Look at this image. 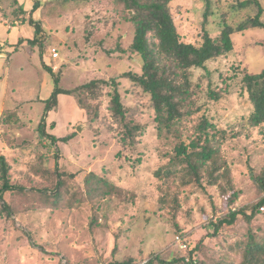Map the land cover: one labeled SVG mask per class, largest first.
<instances>
[{"label": "rangeland", "instance_id": "374dc122", "mask_svg": "<svg viewBox=\"0 0 264 264\" xmlns=\"http://www.w3.org/2000/svg\"><path fill=\"white\" fill-rule=\"evenodd\" d=\"M37 1L29 15L39 22L41 32L37 34L28 21L12 31L35 33L38 42H28L26 52L16 54L10 63L8 53L0 50V61L5 63L2 83L9 79L8 92L17 100L31 99L8 105L6 109L19 104V114L11 123H0V151L11 163L12 181L26 187L5 194L14 213L0 217V264H110L128 257L140 264L152 255L168 261L182 252L176 239L178 230L192 245L202 242L201 253L207 255L209 264L224 255L234 261L236 247L250 236L264 242V206L251 221L239 215L232 225L211 235L213 221L231 209L244 208L250 213V205L263 196L254 174L264 167V134L258 128L239 135L236 131L251 106L242 88V70L259 73L264 69V28L233 33L235 48L231 52L209 60L205 69H191L195 103L201 110L167 131L158 128L149 95L121 76L142 70L141 56L129 49L133 23L122 19L114 22L103 0ZM238 1L210 0L206 28L211 35L219 33L223 21L236 24L254 15L250 8L236 12L231 5ZM260 1L264 7V0ZM19 5L31 12L34 3L0 0V17L2 13L7 15L5 19L18 16ZM205 10V0L172 1L184 41H200ZM53 48L58 58L52 56ZM25 53L33 55L30 58L35 68H25ZM40 55L64 88L96 78H116L122 102L134 109L133 117L142 125L137 138L125 146L120 143L122 126L114 122L108 110L110 86L102 88L99 118L94 121L74 96L61 94L58 107L48 113L47 131L57 136L73 133V137L54 145L42 136L37 127L54 79ZM212 90L222 97L213 100L209 94ZM203 115L225 131L221 151L230 163L233 186L239 192L233 204L224 198L232 191L226 184L223 188L209 185L205 177L204 188L182 186L179 177L167 178L162 173L171 167L177 142L195 136ZM53 122L56 126L52 129ZM57 164L58 170L75 173V177L68 182L69 193L54 201L41 190L56 187ZM89 171L107 179L113 186L107 188L110 192L90 193L84 180Z\"/></svg>", "mask_w": 264, "mask_h": 264}, {"label": "trees", "instance_id": "16d2710c", "mask_svg": "<svg viewBox=\"0 0 264 264\" xmlns=\"http://www.w3.org/2000/svg\"><path fill=\"white\" fill-rule=\"evenodd\" d=\"M173 0H103L107 9L111 10L114 22L117 19L130 21L134 25V36L129 46L132 52L141 56V72L127 71L121 76L127 78L136 89H141L149 95L151 106L155 111V121L159 129L172 130L177 125L187 119L195 110H201L195 100V89L192 86L191 69L206 68L209 60L226 55L235 48L232 34L243 32L250 27L264 28V7L260 0H240L232 8L238 12L240 10L252 9L254 15H247L236 24L223 21L222 28L215 36L211 35L206 28V20L210 8V0H205L206 10L202 27L201 39L198 43L184 41L178 31L177 24L172 12ZM219 2L223 0H217ZM38 6V1H34L31 12L26 11L19 5L20 14L13 19H9L11 26L30 22L39 34L42 30L39 22L35 21L29 13ZM4 16L6 15L5 13ZM1 16L0 21L5 22V17ZM7 16V15H6ZM8 18V17H6ZM7 24V23H6ZM36 34V35H37ZM29 39V43L36 44L38 37ZM44 42V41H42ZM125 52V49H119ZM54 79V87L48 99L44 100V112L38 123V132L57 145L58 142H68L73 133L57 136L47 131V116L51 110H55L59 105L60 94H69L77 99V103L92 121L99 118L100 101L103 86H110V100L108 110L115 123L121 124L122 131L120 143L125 146L133 142L140 134L142 125L133 117L134 109L127 107L121 98L119 81L116 78L91 79L74 88H64L60 86V77L55 74L53 68L45 65ZM242 88L247 92L250 102V111L246 117L238 124L240 129L236 131L239 135L244 130L258 128L264 134V69L259 73H252L247 69L242 70ZM210 97L217 101L222 94L217 91H210ZM19 114V104L14 108L5 109L0 115V123H11L13 118ZM52 129L56 126L53 122ZM189 140L181 138L175 145V154L171 158V167L162 171L167 178L176 176L180 178L179 184L188 186L196 184L204 188L203 179L207 177V184L220 186L226 184L232 189L230 194L224 196L226 200L233 204L239 192L234 189L231 166L229 161L223 156L221 151L222 141L226 139L224 129L218 127L217 123L207 116H202L195 129V136ZM57 164V185L53 190L43 189L41 192L48 198L58 201L63 195L69 193L68 182L74 179L75 173H67L58 170ZM260 173L254 174V180L263 196L254 204L250 205V213L244 208L231 209L227 214L213 221L214 231L211 234L216 236L222 228L232 225L239 215L251 221L261 206H264V167ZM11 163L7 156L0 151V217L4 214L13 216V209L5 199V194L12 191H24L26 187L18 185L12 181ZM161 174V172H160ZM158 173V175H160ZM162 177V175H161ZM87 190L97 193H108V187L112 184L101 175L89 171L85 176ZM110 192V191H109ZM186 243V248L171 260H164L159 255H152L147 261L140 264H209L206 261L207 255L201 253V244L192 245L184 237L183 231H176ZM236 246V245H235ZM117 247V243L115 248ZM236 259L231 260L227 255L214 260L211 264H264V242H259L250 236L243 244H238ZM132 257L122 261H114L110 264H135Z\"/></svg>", "mask_w": 264, "mask_h": 264}, {"label": "crops", "instance_id": "0c3cea01", "mask_svg": "<svg viewBox=\"0 0 264 264\" xmlns=\"http://www.w3.org/2000/svg\"><path fill=\"white\" fill-rule=\"evenodd\" d=\"M34 1H36V0H33V3H34ZM26 11H28V10H26ZM29 16L30 15L28 14V17ZM33 19L35 21H37L34 17H33ZM8 21H9V18H6L4 23H7V24L0 25V27H1V29H0V50H4L5 52L8 53L7 62L11 61L12 58L14 59L16 54H18L20 52L22 53L23 51L26 52L25 51L26 44H28L29 39H33L34 36H35V33H13L12 30L13 29L14 30L17 29L18 25L11 26ZM31 50H34V49L31 48ZM31 56H33V55H31ZM31 56L28 57L27 53H25L26 61L28 62L27 64H25L26 65L25 68H27V69L28 68H30V69L32 68L33 69V68L36 67V64L32 63V59L30 58ZM58 57H54V58H58ZM40 58H41L42 65H43V63L46 64V62H45V60H44L42 55H40ZM4 65H5L4 61H0V85H1V83L3 81L2 76H3ZM21 68H22V66H21ZM8 82H9V79L5 80L2 83L3 84L2 85V89L0 90V115L6 109V107L8 105H10L11 103H15L14 101L21 102L23 100H25V101H30L31 100V99H28V98L23 99V100H17L15 98V96H13L12 94H10L8 92L9 91ZM59 102H60V98H59Z\"/></svg>", "mask_w": 264, "mask_h": 264}, {"label": "built area", "instance_id": "2783aa9c", "mask_svg": "<svg viewBox=\"0 0 264 264\" xmlns=\"http://www.w3.org/2000/svg\"><path fill=\"white\" fill-rule=\"evenodd\" d=\"M52 56L53 57H58L59 56V53H58V51L55 48L52 49ZM176 239H177V242L179 243L180 248L181 249H185L186 248V243L183 241L182 237L178 235V236H176Z\"/></svg>", "mask_w": 264, "mask_h": 264}]
</instances>
